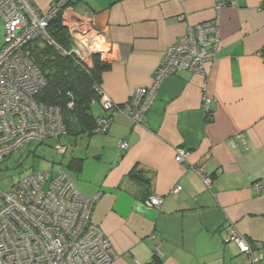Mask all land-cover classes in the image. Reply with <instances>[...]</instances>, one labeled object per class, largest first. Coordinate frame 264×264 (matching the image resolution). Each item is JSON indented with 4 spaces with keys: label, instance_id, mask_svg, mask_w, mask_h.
<instances>
[{
    "label": "crops",
    "instance_id": "1",
    "mask_svg": "<svg viewBox=\"0 0 264 264\" xmlns=\"http://www.w3.org/2000/svg\"><path fill=\"white\" fill-rule=\"evenodd\" d=\"M31 1L44 12L53 0ZM219 1L236 6L217 12ZM263 3L73 0L65 9L103 48L92 59L108 65L100 86L118 104L150 85L166 49L189 25L219 16L221 45L206 75L180 70L164 79L141 124L118 113L106 132L71 135L65 145L68 161L82 159L81 170L71 174L76 188L98 195L91 220L113 247L112 264H153L154 253L160 264H244L245 255L226 238L231 229L264 264V189L252 186L264 184ZM204 93L211 97L209 118L201 109ZM91 113H104L98 101ZM177 148L188 153L182 162L175 161ZM194 166L210 176L209 188ZM151 194L164 198L159 208L145 204Z\"/></svg>",
    "mask_w": 264,
    "mask_h": 264
},
{
    "label": "built area",
    "instance_id": "2",
    "mask_svg": "<svg viewBox=\"0 0 264 264\" xmlns=\"http://www.w3.org/2000/svg\"><path fill=\"white\" fill-rule=\"evenodd\" d=\"M72 2L53 0L47 10L40 12L31 0H0L3 24L0 163L27 142L41 143L52 137L59 138L66 132L60 108L36 99L47 81L31 56V44L38 42L52 47L84 69L92 68V55L103 50L98 42H94L90 28L84 27L81 18L65 17V9ZM216 6L218 12L221 7H235L236 3L219 1ZM57 15L61 16V23L68 28L70 38L75 42L73 48L62 47L47 31L49 22ZM220 45V23L216 13L211 19L189 25L166 49L150 85L135 88L127 102H113L100 85H95L99 97L92 99L91 104L98 101L104 113L97 117L87 134L106 132L118 113L141 124L164 79L180 70L206 75ZM210 102L211 97L204 93L201 109L207 118L211 116ZM67 106H72V102ZM237 140L245 146L241 137ZM119 147L126 149V140L119 141ZM66 149L63 144L56 146V152L62 155ZM187 155V151L177 148L175 161L182 162ZM193 170L209 188L211 178L203 167L194 166ZM252 186L257 191L264 189L261 182H254ZM97 197L81 193L71 176L61 168L30 170L11 181L6 191L0 190V264H112L116 257L113 247L91 220ZM163 201L162 196L151 194L145 204L159 208ZM226 238L245 255L244 264L262 263L261 255L251 253L252 248L244 235L231 229Z\"/></svg>",
    "mask_w": 264,
    "mask_h": 264
},
{
    "label": "trees",
    "instance_id": "3",
    "mask_svg": "<svg viewBox=\"0 0 264 264\" xmlns=\"http://www.w3.org/2000/svg\"><path fill=\"white\" fill-rule=\"evenodd\" d=\"M47 31L62 47L70 49V38L61 23L60 15L49 22ZM31 56L47 81L36 99L44 104L60 108L66 127L63 135L87 134L97 117L100 116H94L91 113V101L99 97L94 87L100 85L101 72L108 68V65L94 56L93 67L84 69L71 57L62 56L52 47L38 42L31 44ZM69 102H72L70 107L67 106ZM66 168L68 170H63L70 176L72 173H78L82 168V159L71 158L66 163ZM130 174L136 178H144L139 173L131 171ZM148 180L147 183H149ZM152 262L160 264L159 254H153Z\"/></svg>",
    "mask_w": 264,
    "mask_h": 264
},
{
    "label": "rangeland",
    "instance_id": "4",
    "mask_svg": "<svg viewBox=\"0 0 264 264\" xmlns=\"http://www.w3.org/2000/svg\"><path fill=\"white\" fill-rule=\"evenodd\" d=\"M2 42L3 24L0 20V48ZM71 138V135L67 134L59 138H49L42 143L38 141L25 143L0 163V190L6 191L11 181L16 180L20 175L30 170L48 169L51 167L68 170L66 163L70 156V149L66 154L62 155L56 152V146L58 144L69 146Z\"/></svg>",
    "mask_w": 264,
    "mask_h": 264
},
{
    "label": "bare ground",
    "instance_id": "5",
    "mask_svg": "<svg viewBox=\"0 0 264 264\" xmlns=\"http://www.w3.org/2000/svg\"><path fill=\"white\" fill-rule=\"evenodd\" d=\"M263 5H264V3H263Z\"/></svg>",
    "mask_w": 264,
    "mask_h": 264
}]
</instances>
